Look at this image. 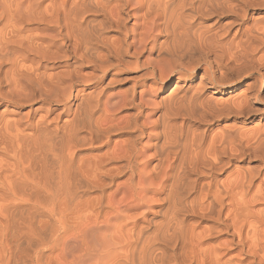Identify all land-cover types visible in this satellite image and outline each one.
I'll return each instance as SVG.
<instances>
[{"label":"bare ground","instance_id":"1","mask_svg":"<svg viewBox=\"0 0 264 264\" xmlns=\"http://www.w3.org/2000/svg\"><path fill=\"white\" fill-rule=\"evenodd\" d=\"M34 105L0 264H264V0H0V106Z\"/></svg>","mask_w":264,"mask_h":264},{"label":"rangeland","instance_id":"2","mask_svg":"<svg viewBox=\"0 0 264 264\" xmlns=\"http://www.w3.org/2000/svg\"><path fill=\"white\" fill-rule=\"evenodd\" d=\"M168 93V92H167ZM166 93V94H167ZM222 99H224V98H222ZM38 107V105H34L33 107H31V108H28V107H22V108H12V107H9V109H7V108H5L4 106H0V114H3V112H5L6 110V112L8 113V115H7V113H4L3 115V117L5 118V119H8V117H9V119H10V116H11V118L13 119L14 117H16V118H14V119H21V117H25V115L26 114H28V116L30 117V118H36V115L33 113V112H31V110H34V109H36ZM10 109H12L11 111H9ZM59 110H60V108H58ZM10 112V113H9ZM10 115V116H9ZM7 116V117H6ZM13 116V117H12ZM19 117V118H18ZM8 119V120H9ZM11 120V119H10ZM262 124H264V122H262ZM244 127L245 128H243L242 129V131H245V133L246 132H250V130H252L253 128H255V126H254V124L253 123H251V124H245L244 125ZM249 130V131H248ZM81 155H79V156H81V157H79V158H81V160L83 161V160H85V161H87L88 159H91V158H95V156H98V155H101L102 153H80ZM84 161V162H85ZM115 166V165H114ZM125 179H126V176H124V177H122V178H120L119 180H118V182H124L125 181ZM257 207V206H256ZM255 207V208H256ZM259 207V206H258ZM257 207V208H258ZM255 209V210H259V209ZM260 209H262L261 207H259ZM201 226H206V224L205 225H201ZM202 229L203 228H205V227H201ZM198 230H200V229H198Z\"/></svg>","mask_w":264,"mask_h":264}]
</instances>
